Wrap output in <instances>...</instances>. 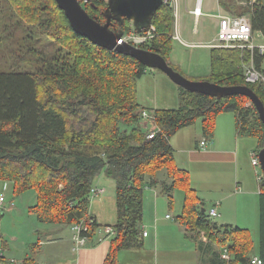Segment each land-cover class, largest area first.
<instances>
[{
    "label": "trees",
    "instance_id": "trees-1",
    "mask_svg": "<svg viewBox=\"0 0 264 264\" xmlns=\"http://www.w3.org/2000/svg\"><path fill=\"white\" fill-rule=\"evenodd\" d=\"M3 4L11 19L19 18L9 30L2 18ZM220 6L230 10L227 0H220ZM107 8L106 2L96 1L86 10L104 24ZM174 13L162 5L152 23L157 37L141 46L167 61L173 51ZM250 15L254 31L264 36V0H258ZM131 26L124 19L113 21L111 29L124 36ZM18 29L23 37L16 51L22 55L10 54L9 65H0V181L13 184L17 196L35 193L30 211L39 222L71 227L84 223L89 230L83 235L94 238L98 224L90 215L91 194L95 179L104 174L115 181L117 198L116 234L105 264H118L122 252L144 249L148 188H161L171 201L172 192L184 191L183 211L177 220L186 227V237L203 246L204 232L211 246L227 248L231 261L223 264H251L255 255L264 261V180L255 254L250 230L219 226L203 212L204 203L191 188L188 172L177 166L171 144L180 130L197 122L209 141L218 117L235 113L238 135L254 138L258 149H263L264 125L255 107L248 106V98L218 99L181 88L179 108L151 110L159 132L148 140L150 127L142 125L146 109L137 96V81L148 70L145 65L76 33L56 0H0V48L13 37L3 34ZM45 37L52 39L49 54L36 46ZM248 60L249 55L239 49H212V72L204 80L224 87L249 86L264 103L262 90L244 80L241 66ZM256 60H260L258 55ZM162 170L168 172L171 183L156 179ZM32 249L23 264H38L39 244ZM7 250L0 235V262L4 264H9Z\"/></svg>",
    "mask_w": 264,
    "mask_h": 264
},
{
    "label": "rangeland",
    "instance_id": "rangeland-1",
    "mask_svg": "<svg viewBox=\"0 0 264 264\" xmlns=\"http://www.w3.org/2000/svg\"><path fill=\"white\" fill-rule=\"evenodd\" d=\"M196 3V0H179L177 13L178 17H175V22H177H174L175 30L172 36H177L178 38H175L173 42V51L170 54V59H168V62L185 78L194 82H199L205 81L204 79H207L212 72V49L206 45L217 43L216 38L218 32V15H220L221 10L222 14H235L237 16L248 15L251 14V9L258 3V0H227L230 10H225L223 8L221 9L220 0H203V16H201L198 21L189 12L195 9ZM2 11L3 22L8 26V30L13 25L15 27L19 22V18L16 17L15 19H11V12L7 10V7L4 6V4L2 5ZM11 31L13 34H9L7 32L3 35L6 36V38L13 36L11 37L12 39L7 42L4 41L3 47L0 48V65L4 68L9 65L6 63H8L7 61L11 57L10 54H14L15 56L22 55L21 52H17L16 49L18 48L17 43H19L23 37V31L21 29H18V31ZM51 42L52 39L50 37H45L42 43L36 44V46L39 50H43L49 54L50 50L52 49V46H50ZM263 42L264 41L261 38H256L255 40L257 45L263 44ZM175 62L178 65H181L176 66ZM241 69L244 71L243 65L241 66ZM181 93V88L173 83L165 74L158 70L148 69L143 77L137 81L138 102L146 109L147 112H151V110L156 109L179 108L181 102ZM250 104L252 103H248V106H250ZM225 114L226 118L235 120V113ZM200 124V122H197L196 126H200ZM142 125L144 127L148 126L146 123H142ZM192 128L195 127L193 126ZM238 142L241 163L239 177L243 181V188L240 186L241 191L242 189L245 190L244 187L248 186V188L252 187L257 194L259 189H261V186L260 182L257 180L255 169L251 165V152L253 150L260 152L261 150L258 149V142L254 138L241 137ZM258 171L263 173L261 168H259ZM230 179L231 177L229 176L228 180ZM184 195L185 193L183 190H176L174 194L175 209L174 211L168 212L170 217L180 215L179 211L180 209L183 210L184 206ZM0 196L5 197L6 207H11V209H8L4 215L0 216V235L8 244V250L6 251L7 256L14 257L15 259H22L26 256V254H29L33 250V246L39 241H43L48 244L46 242L47 237L45 234L56 230L60 226L41 223L38 221L37 216L30 211V208L36 203L35 193H25L23 195L17 196L15 195L13 184L0 181ZM200 196L203 198L208 197L212 199V194L208 192H200ZM210 199H206L204 204V208L207 211L213 208L214 205ZM239 199L240 201L237 204V207L240 216L236 217L235 219L239 221V225H241L240 227L247 228L251 231L254 247L256 250L255 254H257L259 251L258 196L256 195V197H253V200L255 201V210L249 196L246 195L240 197ZM233 204L235 203L233 202ZM234 209V205H231V207H229V214H235ZM244 209H246V212ZM247 209H249V211ZM168 221L169 220L164 214L159 218L158 223L163 226L167 224ZM214 221L219 223L220 218H216ZM69 233V229L65 227V237H69ZM148 233L151 234L149 240L153 241L158 239V236L152 229H149ZM166 235L167 233H162L159 244L161 247H173L174 249L172 253L164 254L165 256H172L171 259H168V264H173L176 260H178V262L181 261L180 264H197V254L195 252L196 245L193 244L191 240L186 239L183 235L181 243L179 244L178 238L170 240ZM214 248L218 251L220 249V247L216 245ZM158 252L161 254L163 253V250L158 249ZM135 263L145 264V260Z\"/></svg>",
    "mask_w": 264,
    "mask_h": 264
},
{
    "label": "crops",
    "instance_id": "crops-1",
    "mask_svg": "<svg viewBox=\"0 0 264 264\" xmlns=\"http://www.w3.org/2000/svg\"><path fill=\"white\" fill-rule=\"evenodd\" d=\"M220 14H222V10ZM196 20L198 21L199 18H196ZM218 28L219 20L217 29ZM174 37L173 39L175 40ZM213 44L216 43L209 45ZM168 59H170V56ZM175 65L179 66L181 64L178 65L175 62ZM236 125V114L235 120H231L230 118H226V114L224 113L217 119L214 137L206 141L207 144L205 146L201 145V143L205 141L201 124L200 126L194 125L195 128L191 126L180 130L172 138L171 144L174 148V158L177 166L188 172L191 188L201 199L202 203L205 204L206 199L210 198H203L200 196V192L212 194V199H210V201L214 203L213 208H217L220 215L218 217L220 218V222L216 223L219 226L229 225L247 229L240 227L239 221L235 219L240 216L237 204L240 201V197L247 195L251 198L255 210V201L253 197L257 195L259 207L258 226H260V189L257 194L252 187L248 188V186L244 187L245 190L242 189L241 191L240 186L243 188V181L239 177L241 163L238 142L241 137L238 135ZM229 176L231 177L230 180H228ZM148 179L150 178L148 177ZM156 179L159 182H172L166 170L160 171ZM94 188L104 190L103 194L91 199L90 215L98 224L95 237L89 239L86 246L80 251H74L72 227L58 225L60 226L59 228L45 234L48 244L43 241L37 243L39 244V250H37L39 253L37 257L38 264H105L106 258L111 250V239L106 238L104 231L106 227H115L117 223L116 183L114 180L102 174L95 179ZM175 192L176 191L171 193V201L168 194L162 193L161 188H148L145 191V221L142 225V231L148 232L149 229H152L158 236V239L153 241L149 240L151 234L148 233V237L144 238V249L120 253L118 258L119 264H136L135 262L141 260H145V264H168V259H171L172 256L169 257L164 254L172 253L174 249L173 247L168 248L160 246L159 243L162 233H167L166 236H168L170 240L178 238L179 244L181 243L183 235L188 239L186 237V227L176 220L182 214L183 210L180 209V215H175L173 216L174 218L170 217L168 214V212L174 211L175 209ZM232 201L235 204H233ZM231 205L235 207V214H229V207H231ZM247 210L249 211V209ZM244 211L246 212V209H244ZM208 212L209 211H207V213ZM164 214L169 221L167 224L161 226L158 222L159 218ZM65 227L69 229V237H65L64 235ZM191 241L196 245L195 252L197 254V264H223L221 260L223 248H220L219 251L216 250L211 246L212 243L210 240L204 243L202 241V236L200 242L203 246H198L197 242ZM158 249H162L163 253L160 254ZM27 256L28 254L22 259H15L14 257L7 256L5 252V257L8 260L22 262ZM180 262L181 261L178 262V260H176L173 264H180Z\"/></svg>",
    "mask_w": 264,
    "mask_h": 264
},
{
    "label": "water",
    "instance_id": "water-1",
    "mask_svg": "<svg viewBox=\"0 0 264 264\" xmlns=\"http://www.w3.org/2000/svg\"><path fill=\"white\" fill-rule=\"evenodd\" d=\"M59 8L65 13L72 29L88 38L93 44L110 52L129 55L148 69H154L165 74L178 87L192 93H199L218 99L241 95L250 100L264 125V103L249 87H224L209 81L194 82L176 71L168 61L158 53L134 47L128 43L119 44L123 34H117L111 29L113 21L127 19L133 23L138 33L152 26L153 17L163 5V0H109L105 11L106 23L93 19L79 0H56ZM261 168L264 174V148L260 154ZM205 212V209L203 210ZM93 221L95 219L92 217Z\"/></svg>",
    "mask_w": 264,
    "mask_h": 264
},
{
    "label": "built area",
    "instance_id": "built-area-1",
    "mask_svg": "<svg viewBox=\"0 0 264 264\" xmlns=\"http://www.w3.org/2000/svg\"><path fill=\"white\" fill-rule=\"evenodd\" d=\"M96 1H104L108 4L109 0H79L83 8L94 4ZM196 7L194 10L189 11L197 19L203 16L202 4L203 0H196ZM163 5H166L170 8H173L175 11V17H178V6L179 0H163ZM219 19V28L217 32V43L213 45H208L207 47L211 49H239L249 55V60L247 63H244V80L248 85L258 86L264 93V42L263 44L257 45L255 43L256 38H261L264 41V36L260 32H255L252 25L251 15H241L237 16L235 14H220L218 15ZM157 37V29L152 25L147 30L142 33H138L136 29L132 26V30L123 36L119 41V44L128 43L134 47L141 48V46L150 44ZM174 38H178L175 36ZM256 55L260 58L259 61L256 60ZM144 123H146L149 128V133L147 135L148 140L154 139L156 134L159 132V128L155 123V118L153 112H143ZM207 144L206 141L201 143L202 146ZM259 151H253L251 153V163L255 169L256 177L258 182L264 180V174L258 171L261 168ZM262 169V168H261ZM263 172V171H262ZM104 193V190L93 188L91 198H95ZM11 209V207H6V200L4 196H0V216L5 214V212ZM208 215L213 220L218 218L219 212L217 208H211L208 212ZM89 227L82 223L72 226L73 232V242H74V251H80L84 248L88 242V238L84 236V233H87ZM106 238L112 239L115 234L114 227L105 228ZM143 237H148V232H143ZM202 241L204 243L208 242V239L204 232H202ZM221 260L223 262L229 263L231 261V255L227 248H224L221 253ZM0 264H4L0 262ZM9 264H23L22 262L16 260H9ZM251 264H264V261L259 256H253L251 259Z\"/></svg>",
    "mask_w": 264,
    "mask_h": 264
},
{
    "label": "bare ground",
    "instance_id": "bare-ground-1",
    "mask_svg": "<svg viewBox=\"0 0 264 264\" xmlns=\"http://www.w3.org/2000/svg\"><path fill=\"white\" fill-rule=\"evenodd\" d=\"M100 2V1H99ZM246 87H249V86H246ZM250 88V87H249Z\"/></svg>",
    "mask_w": 264,
    "mask_h": 264
}]
</instances>
